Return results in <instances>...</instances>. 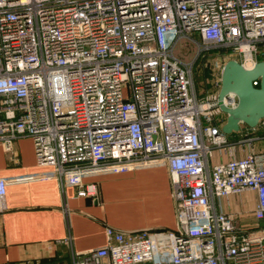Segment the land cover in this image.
Listing matches in <instances>:
<instances>
[{"label": "built area", "instance_id": "built-area-1", "mask_svg": "<svg viewBox=\"0 0 264 264\" xmlns=\"http://www.w3.org/2000/svg\"><path fill=\"white\" fill-rule=\"evenodd\" d=\"M204 54L222 67L264 61V0H0V145L29 138L37 167L0 176V215L10 185L55 180L97 203V177L164 168L172 186L173 230L105 226L98 248L49 243L70 263L48 264H264V151L235 156L220 80L195 89ZM246 191L261 226L214 210L213 198Z\"/></svg>", "mask_w": 264, "mask_h": 264}, {"label": "crops", "instance_id": "crops-1", "mask_svg": "<svg viewBox=\"0 0 264 264\" xmlns=\"http://www.w3.org/2000/svg\"><path fill=\"white\" fill-rule=\"evenodd\" d=\"M249 138V142L237 141ZM235 156L264 151V130L240 126L227 136ZM228 154H215L213 162L227 160ZM32 141L17 139L6 153L0 145V176L8 177L36 171ZM99 189L97 203L77 197L74 189L62 190L55 180L30 182L7 187L6 211L0 215V264H22L39 259L70 263L69 249L47 245L70 237L72 250L82 252L105 244L104 227L119 231L173 230L175 228L172 186L164 168L105 175L95 179ZM256 197L241 195L213 198L215 212L233 217L239 226L261 224L253 218ZM144 206L146 213L144 211ZM56 258H51L54 256Z\"/></svg>", "mask_w": 264, "mask_h": 264}, {"label": "water", "instance_id": "water-1", "mask_svg": "<svg viewBox=\"0 0 264 264\" xmlns=\"http://www.w3.org/2000/svg\"><path fill=\"white\" fill-rule=\"evenodd\" d=\"M255 81H258L257 87L252 85ZM229 93L236 97L234 108L222 103ZM217 100L219 109L226 115L220 129L224 135L238 133L241 125L255 128L264 119V61H258L250 69H245L237 61H226L220 71Z\"/></svg>", "mask_w": 264, "mask_h": 264}, {"label": "rangeland", "instance_id": "rangeland-1", "mask_svg": "<svg viewBox=\"0 0 264 264\" xmlns=\"http://www.w3.org/2000/svg\"><path fill=\"white\" fill-rule=\"evenodd\" d=\"M195 39L198 41L199 38L195 37ZM188 50H186L185 52L181 53V56L184 58V60L186 62H190L193 60L194 58V53H187ZM206 59V60H205ZM222 63L223 61L220 58L217 59H211L207 57V54H204L203 56L199 57V59L197 60L195 66L193 67V71H194V83H195V89L197 94L199 95L200 92L202 94H206L210 92V90H205L204 85L210 86L211 84H215L217 83V80H220V71L222 68ZM206 72L208 74V77L206 79V82L203 83V78L202 75L203 73ZM197 76H201L202 80L197 82ZM144 211L146 213L145 210V206H144Z\"/></svg>", "mask_w": 264, "mask_h": 264}, {"label": "trees", "instance_id": "trees-1", "mask_svg": "<svg viewBox=\"0 0 264 264\" xmlns=\"http://www.w3.org/2000/svg\"><path fill=\"white\" fill-rule=\"evenodd\" d=\"M262 59H264V57ZM207 77H208V74L206 72H204L203 75H202L203 80H205ZM202 78H201V76L200 77L197 76V82H198V80L201 81Z\"/></svg>", "mask_w": 264, "mask_h": 264}]
</instances>
